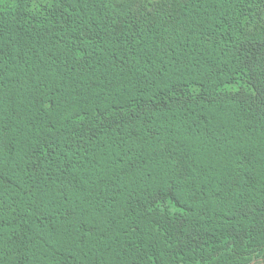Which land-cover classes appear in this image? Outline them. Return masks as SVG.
Segmentation results:
<instances>
[{
	"label": "trees",
	"instance_id": "16d2710c",
	"mask_svg": "<svg viewBox=\"0 0 264 264\" xmlns=\"http://www.w3.org/2000/svg\"><path fill=\"white\" fill-rule=\"evenodd\" d=\"M182 4L0 0V264H264V0Z\"/></svg>",
	"mask_w": 264,
	"mask_h": 264
},
{
	"label": "snow or ice",
	"instance_id": "6c2138e0",
	"mask_svg": "<svg viewBox=\"0 0 264 264\" xmlns=\"http://www.w3.org/2000/svg\"><path fill=\"white\" fill-rule=\"evenodd\" d=\"M165 4L168 5L166 9L163 7ZM172 5H175L176 8L178 9L183 6L182 0H113L114 8L118 9L120 13L128 17L129 20H135L139 22L138 28L140 25H146L149 28L152 26H156V27H163L165 30H167V28L173 25L178 19V16L176 15L174 9L171 7ZM129 13H131V16H128ZM126 23L127 21L122 19L113 21V31L117 35L121 34L122 33L121 25ZM140 30L142 31L143 29ZM90 39H91V35L87 31H85V33L81 37V41L83 42ZM75 95L78 96L79 93H76ZM64 103L68 105L69 108L72 109L75 118L77 119L78 122H82L84 116H87V113H84V116H81V114L76 111L70 99H65ZM261 107H264V98H262ZM126 117L130 121L133 118L132 111L130 109H126L125 107L121 106L118 107L116 113L113 114L112 121H105V123H119L125 121ZM101 127H103V125H101ZM2 136H3V132L0 131V137ZM0 164H2V161H0ZM3 182L4 181L0 179V184H3ZM172 187H173L172 185H169L167 187V190L163 192L156 191V192L146 193V196L149 198L147 201L149 207L159 203L163 206V211L167 212L168 210L167 205L164 202L169 197L172 191ZM4 211H5L4 206L0 204V220L3 219ZM79 212L82 216L89 215V210L87 208H81ZM70 215L74 217L77 216V210L75 209L71 210ZM81 225L83 227V221H81ZM93 230L94 228H92L91 226H89L86 229V231H93ZM252 264H255V262H252Z\"/></svg>",
	"mask_w": 264,
	"mask_h": 264
}]
</instances>
